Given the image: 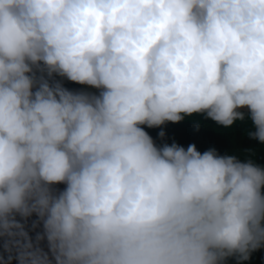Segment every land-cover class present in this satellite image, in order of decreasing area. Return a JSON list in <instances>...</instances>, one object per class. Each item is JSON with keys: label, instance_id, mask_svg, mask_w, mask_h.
<instances>
[{"label": "clouds", "instance_id": "clouds-1", "mask_svg": "<svg viewBox=\"0 0 264 264\" xmlns=\"http://www.w3.org/2000/svg\"><path fill=\"white\" fill-rule=\"evenodd\" d=\"M193 114L247 118L264 145V0H0V237L35 217L48 248L17 244L16 264H242L264 247V166L140 127Z\"/></svg>", "mask_w": 264, "mask_h": 264}, {"label": "trees", "instance_id": "trees-1", "mask_svg": "<svg viewBox=\"0 0 264 264\" xmlns=\"http://www.w3.org/2000/svg\"><path fill=\"white\" fill-rule=\"evenodd\" d=\"M53 79L60 81L63 87L70 91H75L82 86L55 74ZM197 122H199L198 128L196 126ZM154 129L163 131L165 134L172 132L158 147H162L164 144L170 146L175 143L186 150L189 145H195L196 150L201 154L209 149H215L221 156L237 155L241 161L251 159L256 164L264 166V145L249 138L248 133L255 131V129L247 118L244 121L234 122L229 128H224L210 119H205L201 114H193L190 117H184L178 123L166 122ZM31 244H35V247L42 249L44 252L48 251L45 241ZM7 251L0 249V264H16L15 253H10V250ZM9 257H12V259H9ZM232 259H235V257L226 259L224 264H231ZM245 262L264 264V247L253 252Z\"/></svg>", "mask_w": 264, "mask_h": 264}, {"label": "rangeland", "instance_id": "rangeland-1", "mask_svg": "<svg viewBox=\"0 0 264 264\" xmlns=\"http://www.w3.org/2000/svg\"><path fill=\"white\" fill-rule=\"evenodd\" d=\"M80 89L81 91H87L95 95H98L100 91L98 89L90 88L87 85L81 86ZM140 127H142L143 130L148 133V135L152 138V140L154 141L157 147L160 146L162 141L167 139L172 134V132H169L168 134L164 135L163 139H161L158 136V133L161 131H158V129L148 128L146 125H141ZM54 187L62 191L65 185L60 184V185H55ZM21 224L23 225V231L26 233V237L19 235H15L12 237H0V249L2 248V250H4L5 252L7 250H10L9 251L10 253L16 254L17 244L23 245L25 243L44 242L43 240L38 239V236H40L42 233V224L36 221L35 217L28 219L27 221H21ZM33 246L35 247V244H33ZM231 264H237L236 258L231 260ZM242 264H251V263L243 261Z\"/></svg>", "mask_w": 264, "mask_h": 264}, {"label": "crops", "instance_id": "crops-1", "mask_svg": "<svg viewBox=\"0 0 264 264\" xmlns=\"http://www.w3.org/2000/svg\"><path fill=\"white\" fill-rule=\"evenodd\" d=\"M82 86H83V85H82ZM75 91H79V92H80V91H81V89H80V88H78V89H77V90H75Z\"/></svg>", "mask_w": 264, "mask_h": 264}]
</instances>
